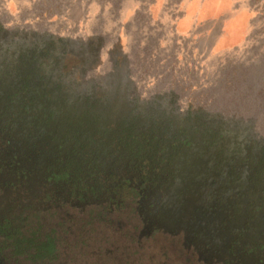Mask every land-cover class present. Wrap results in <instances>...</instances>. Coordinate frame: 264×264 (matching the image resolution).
<instances>
[{
    "label": "flooded vegetation",
    "instance_id": "obj_1",
    "mask_svg": "<svg viewBox=\"0 0 264 264\" xmlns=\"http://www.w3.org/2000/svg\"><path fill=\"white\" fill-rule=\"evenodd\" d=\"M16 83L0 76V264H264L250 140Z\"/></svg>",
    "mask_w": 264,
    "mask_h": 264
},
{
    "label": "rangeland",
    "instance_id": "obj_2",
    "mask_svg": "<svg viewBox=\"0 0 264 264\" xmlns=\"http://www.w3.org/2000/svg\"><path fill=\"white\" fill-rule=\"evenodd\" d=\"M0 76L264 146V0H0Z\"/></svg>",
    "mask_w": 264,
    "mask_h": 264
},
{
    "label": "trees",
    "instance_id": "obj_3",
    "mask_svg": "<svg viewBox=\"0 0 264 264\" xmlns=\"http://www.w3.org/2000/svg\"><path fill=\"white\" fill-rule=\"evenodd\" d=\"M20 76V75H19ZM22 77V76H21ZM21 79V78H20ZM18 84H20L21 86H20V88H19V90L20 91H25V88H24V84L22 83V81L21 80H19L18 82H17ZM16 83V84H17ZM26 84V83H25ZM24 88V89H23ZM101 103V102H100ZM100 105V104H99ZM182 123L183 124H190V123H195L194 121H189V122H187V120L185 121V119H184V121H182ZM211 124H213L214 126V128L215 129H217V128H219V131L220 132H223L224 130H227L225 127H223V126H220V125H218V123H211ZM192 126H196V125H199V124H191ZM200 126H204V125H200ZM209 127L211 126V125H208ZM229 134H231L230 132H228ZM242 136L244 137V138H246V139H248V140H250V142L253 144V145H255L257 148H258V153H259V151H260V153L262 154V159H261V161H264V146H261V145H259V144H256V143H253L254 141L251 139V138H249V137H246V136H244L243 134H242Z\"/></svg>",
    "mask_w": 264,
    "mask_h": 264
}]
</instances>
